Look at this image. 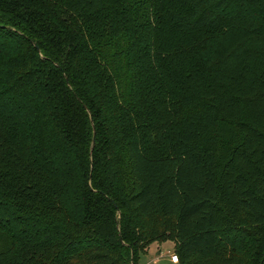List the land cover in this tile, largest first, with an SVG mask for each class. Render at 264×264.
Returning <instances> with one entry per match:
<instances>
[{
  "label": "trees",
  "instance_id": "1",
  "mask_svg": "<svg viewBox=\"0 0 264 264\" xmlns=\"http://www.w3.org/2000/svg\"><path fill=\"white\" fill-rule=\"evenodd\" d=\"M166 242L264 264V0H0V264Z\"/></svg>",
  "mask_w": 264,
  "mask_h": 264
},
{
  "label": "rangeland",
  "instance_id": "2",
  "mask_svg": "<svg viewBox=\"0 0 264 264\" xmlns=\"http://www.w3.org/2000/svg\"><path fill=\"white\" fill-rule=\"evenodd\" d=\"M235 12H236V15H238V16H248L250 18H254L255 17V13L252 10H250V9L239 8V9L235 10ZM162 252L163 253H161L159 256L156 257L154 249L151 248V246H150L149 249H148L147 255L141 256L139 261H138V264H169L165 260L166 250L163 249ZM174 253H175V251L172 250L169 253V256L171 257V255L174 254ZM157 258H159V262L155 263L154 260H156Z\"/></svg>",
  "mask_w": 264,
  "mask_h": 264
},
{
  "label": "crops",
  "instance_id": "3",
  "mask_svg": "<svg viewBox=\"0 0 264 264\" xmlns=\"http://www.w3.org/2000/svg\"><path fill=\"white\" fill-rule=\"evenodd\" d=\"M151 248L154 249L155 251V255L156 257L159 256L162 252L163 249L166 250V256H165V260L167 263L169 264H175L171 261V257L169 256V253L174 250L175 251V244L172 243V242H166V243H163V244H153L151 245ZM149 254V253H148ZM155 263H158L159 262V258H157L156 260H154Z\"/></svg>",
  "mask_w": 264,
  "mask_h": 264
},
{
  "label": "built area",
  "instance_id": "4",
  "mask_svg": "<svg viewBox=\"0 0 264 264\" xmlns=\"http://www.w3.org/2000/svg\"><path fill=\"white\" fill-rule=\"evenodd\" d=\"M171 261L175 264H178L179 263V257L176 253L172 254L171 255Z\"/></svg>",
  "mask_w": 264,
  "mask_h": 264
},
{
  "label": "water",
  "instance_id": "5",
  "mask_svg": "<svg viewBox=\"0 0 264 264\" xmlns=\"http://www.w3.org/2000/svg\"><path fill=\"white\" fill-rule=\"evenodd\" d=\"M94 146H95V136H94L93 143H92V149L94 148Z\"/></svg>",
  "mask_w": 264,
  "mask_h": 264
}]
</instances>
